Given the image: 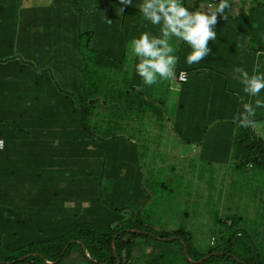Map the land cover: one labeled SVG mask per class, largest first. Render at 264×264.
I'll return each instance as SVG.
<instances>
[{
    "label": "trees",
    "instance_id": "trees-1",
    "mask_svg": "<svg viewBox=\"0 0 264 264\" xmlns=\"http://www.w3.org/2000/svg\"><path fill=\"white\" fill-rule=\"evenodd\" d=\"M205 1L182 4L193 11ZM1 3L0 15L9 9ZM14 4L18 13L39 6ZM36 22H25L27 43L14 36L10 52L0 56V264H133L138 238L176 246L156 257L142 255L139 264H264L243 229L230 230L202 251L183 228L144 225L149 214L141 207L149 184L139 148L122 129L148 117L155 101L130 92L132 85L103 84L85 62L71 67L69 50L68 59L56 58L66 53L62 29L52 36L53 28H46L38 41L30 30ZM18 27L15 23V34ZM51 65L59 78L47 70ZM231 154L240 164L260 162L264 140L236 124ZM214 220L224 228L237 221Z\"/></svg>",
    "mask_w": 264,
    "mask_h": 264
},
{
    "label": "crops",
    "instance_id": "crops-1",
    "mask_svg": "<svg viewBox=\"0 0 264 264\" xmlns=\"http://www.w3.org/2000/svg\"><path fill=\"white\" fill-rule=\"evenodd\" d=\"M26 1L39 6L23 7L18 13L10 10L13 0H1L9 4V9L0 15V56L10 52L14 36L26 43L29 41L25 22L50 18L51 35L69 28L71 67H77L79 61L85 62L91 71L101 75L103 84L114 83L121 88L132 85L130 92L133 89L144 92V98L155 101V110L150 109L148 117L135 122L148 125L140 134L123 132L141 153L142 172L149 184L146 187L149 198L141 208L150 214L148 219L159 225V215L166 213V219L170 220L168 213L175 212L173 207L178 203L199 207L196 198H190V192L200 186L203 192L207 191L205 196L209 193L218 201L224 187L229 196L228 217L237 220L236 229L251 234L258 257L264 262V157L260 162L240 164L239 158L231 154L236 125L233 116L243 110V103L250 100L254 103L256 98L264 100V90L259 97L244 93L238 74L234 72V68L241 67L253 74L257 53L264 52V0H230L231 8L225 10L227 19L217 16L214 27L217 37L208 43L211 53L198 64L188 65L185 57L190 47L171 38L174 54L178 57L176 73L185 71L186 82L162 80V96L158 95L155 84L144 87L134 69L138 61L131 50V39L141 32L160 35L159 26L152 25L140 13L137 5L141 0H133V4L127 6L121 5L120 0H75L78 9L72 0ZM194 2L185 0L189 6ZM203 4L208 8L214 0L201 2L198 8ZM15 23L19 25L16 34ZM33 33L38 41L40 37L43 40L46 28ZM82 34L84 43L79 41ZM259 62L260 72H264V55L259 57ZM86 92L90 94L92 89ZM254 120L255 126L249 128L264 140V108L256 110ZM158 177L163 181L156 184ZM202 208L196 209L201 211ZM213 212L218 211L214 208ZM182 213L185 215V210ZM189 222L181 226L184 231L190 228ZM156 230L167 229L158 227ZM191 235L188 237L194 244L197 234ZM166 248L175 250L176 246L154 240L149 244L136 242L131 253L132 262L139 264L142 255L156 257Z\"/></svg>",
    "mask_w": 264,
    "mask_h": 264
},
{
    "label": "clouds",
    "instance_id": "clouds-1",
    "mask_svg": "<svg viewBox=\"0 0 264 264\" xmlns=\"http://www.w3.org/2000/svg\"><path fill=\"white\" fill-rule=\"evenodd\" d=\"M120 4L132 5L133 0H120ZM137 7L143 18L152 25L159 26L160 31L158 36L141 32L130 41L131 50L138 61L134 64L135 72L145 85L151 86L156 84L158 79H177L178 57L174 54L171 38L182 40L190 47L191 51L185 57L188 65L198 64L211 53L208 43L217 37L214 31L217 16L226 20L225 10L231 8V3L230 0H219L207 9L201 7L190 11L182 4V0H141ZM261 55H264V52L257 53L251 75L241 67L234 68L244 93L249 97H259L261 90H264V72H260L259 62ZM179 80L186 82L185 72L179 73ZM242 107L243 110L233 116V122L243 128L254 127L256 110L264 108V100L256 98L254 103L250 100L243 103ZM3 144V140H0V149ZM48 264H51V261H48Z\"/></svg>",
    "mask_w": 264,
    "mask_h": 264
},
{
    "label": "rangeland",
    "instance_id": "rangeland-1",
    "mask_svg": "<svg viewBox=\"0 0 264 264\" xmlns=\"http://www.w3.org/2000/svg\"><path fill=\"white\" fill-rule=\"evenodd\" d=\"M14 2H17V0H13V4H10L13 6V7H11L12 11H15V7H16ZM74 2L75 3L73 4V6L75 7V9H78L79 5L76 3V1H74ZM201 7L207 9L205 4H203ZM43 27H45V28L52 27L53 28L52 19L46 18L44 20H40V21L30 25V30H37V29L41 30ZM61 34H63L65 36L62 40H60L61 48H65L66 51H64V52H66V53L64 54V53H62L63 51L62 52L60 51L59 54H56V58L61 56L62 59H68L69 56L67 53H69L70 49H71V39H70L71 33L69 30L62 29ZM84 39H85V36L82 34L79 41L84 43ZM51 40H52V38H50V42H51ZM50 48L52 50L53 45H50ZM68 50H69V52H68ZM52 55H53V51H52ZM50 57L48 59H50ZM46 64H52V62L47 61ZM46 68H48L47 70L49 72H51L54 77L59 78L57 75L58 71L55 70L53 65H51V67L46 66ZM58 84L60 87L64 86L60 82ZM155 86H156V89L158 91V95L162 96V94L164 93L163 92L164 84H162V80L158 79V82L155 84ZM119 87H121V86H119ZM144 87L149 88L151 86L144 85ZM100 112H103V109H99V113ZM147 126L148 125L143 124V123L137 124L135 122L134 123L129 122L128 125L126 124L124 126L125 129H122V130H124V132L128 131L129 133H133V134L137 132L138 134H140L142 132L140 130H144V128H146ZM76 175L74 174V175H72V177L73 176L75 177ZM159 181H163V180H161L160 177H158L156 184H158ZM196 186H200V185L197 184ZM226 190L227 189H224V187H223L222 196L217 201V199H215L214 196L210 195L209 193H208V196H205V195H207V191L203 192V189L200 186V189H197L196 191L191 190V192H190V196H191L190 198L194 199V197H195L197 200V203L199 204V207L198 206H192L191 207V206H189V204L182 205V204L178 203L177 205H175L173 207L174 209H176L175 212L171 211L168 213V216H170V220L166 219V216H165L166 213H165V214L159 215L161 217V219L158 221L159 225H155V221H150L149 219L146 220L144 225L149 227V228H153V229H157L158 227H160V228H164L167 230H173L177 226H179L178 228H182L181 226L184 225L187 220H189L190 226H188V227H190V228L185 230L184 234L187 236H189V234H193V235H191L192 237H194V235L197 234V236L195 235V237H197V238H195L196 243H194V245L196 248H198L202 251H205L207 249V247L213 246L214 244L219 242L230 230H233L235 228V225H232L231 228H227V227L224 228L219 223H216L213 221L215 215L216 216L219 215L220 218L219 217L218 218L221 221H225L227 225H228V221H230L229 223H233V222H231V219L228 217V215H229V211H228V209H229V196H228V192H226ZM199 192L201 194H199ZM204 199H205V201H204ZM200 206H202L203 208L201 211H198V210H200ZM196 208H198V210ZM214 208H216V210L218 211L215 214L213 212ZM192 209L197 210V211H192ZM184 210H185V215H183V213H182V211H184ZM166 221L169 223V225ZM136 242L137 243L143 242V240H139V242H138V240H136Z\"/></svg>",
    "mask_w": 264,
    "mask_h": 264
},
{
    "label": "built area",
    "instance_id": "built-area-1",
    "mask_svg": "<svg viewBox=\"0 0 264 264\" xmlns=\"http://www.w3.org/2000/svg\"><path fill=\"white\" fill-rule=\"evenodd\" d=\"M180 72H185V71L180 70V71L177 72V79H176V81H178V82H183V81L179 80V73H180ZM0 140H2V139H0Z\"/></svg>",
    "mask_w": 264,
    "mask_h": 264
},
{
    "label": "water",
    "instance_id": "water-1",
    "mask_svg": "<svg viewBox=\"0 0 264 264\" xmlns=\"http://www.w3.org/2000/svg\"><path fill=\"white\" fill-rule=\"evenodd\" d=\"M184 246V245H183ZM82 249L84 250V246L82 245ZM48 263V262H47ZM118 263V262H117Z\"/></svg>",
    "mask_w": 264,
    "mask_h": 264
}]
</instances>
